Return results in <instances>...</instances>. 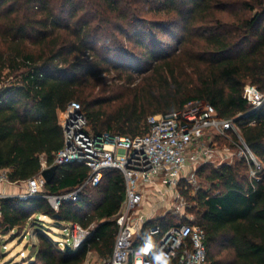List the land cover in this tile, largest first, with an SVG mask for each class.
<instances>
[{
	"label": "trees",
	"instance_id": "1",
	"mask_svg": "<svg viewBox=\"0 0 264 264\" xmlns=\"http://www.w3.org/2000/svg\"><path fill=\"white\" fill-rule=\"evenodd\" d=\"M175 24L182 33L170 47L160 36L173 37ZM134 73L140 77L129 89ZM247 83L264 91V0H0V174L22 182L42 161L52 164L71 100L94 133L130 137L147 132L149 115L203 101L219 117L235 119L260 168L250 179L244 158L201 165L196 176L208 188L193 196L183 191L197 206L191 222L205 233L208 264H264V103L252 109L243 94ZM88 174L79 163L59 165L44 192L71 191ZM124 199L121 171L106 169L97 186L57 210L45 197H3L0 232L24 234L32 223L38 241L27 264L108 258ZM36 216L91 234L78 248L61 247ZM177 223L163 215L144 227L164 231ZM217 244L230 249L231 260L215 257ZM2 247L0 240V259Z\"/></svg>",
	"mask_w": 264,
	"mask_h": 264
},
{
	"label": "built area",
	"instance_id": "2",
	"mask_svg": "<svg viewBox=\"0 0 264 264\" xmlns=\"http://www.w3.org/2000/svg\"><path fill=\"white\" fill-rule=\"evenodd\" d=\"M244 97L253 110L264 103V91L247 83ZM240 116V115H239ZM148 130L143 135L118 136L108 132L94 133L80 104L69 101L62 115L63 144L55 153L52 164L41 162L40 171L25 181L20 199L45 197L57 210L64 201H76L85 187H95L106 169L121 171L125 182V199L115 222L117 232L112 254L102 258L103 264H208L204 231L189 220L162 230L159 225H145L137 216V207L145 197L147 187L157 182L175 189L180 181L192 182L198 168L216 160L218 137L234 133L239 157L245 158L251 178H256L260 163L241 139L234 118H222L215 108L193 100L167 114L147 117ZM226 156L221 155L225 162ZM79 163L89 170L88 177L75 189L46 194L43 169L53 164ZM8 182L4 172L0 183ZM0 192L1 199L5 197ZM72 246L78 248L91 234L77 224L72 228Z\"/></svg>",
	"mask_w": 264,
	"mask_h": 264
},
{
	"label": "rangeland",
	"instance_id": "3",
	"mask_svg": "<svg viewBox=\"0 0 264 264\" xmlns=\"http://www.w3.org/2000/svg\"><path fill=\"white\" fill-rule=\"evenodd\" d=\"M173 29V37H167L161 35V39L165 42H168L170 47L176 46L177 38L181 35V28L179 24H175L171 27ZM115 72L111 71L109 74H103L106 78L112 76ZM134 82L129 85V89L139 80L140 74L134 73ZM180 81H185L184 76L180 77ZM131 94V93H130ZM115 104L107 109L108 112L112 111ZM237 140L233 139L231 134L229 137H223V139L217 140L216 145V160L211 164L213 166H218L221 163V155L226 156L225 162L233 163L242 157L238 155V147L234 145ZM245 159V158H244ZM246 161V159H245ZM247 163V161H246ZM247 177L251 178L250 170L247 173ZM8 182H1V184ZM17 184H15L16 186ZM205 189L208 188V184L203 182L200 177H197L192 182L180 181L175 189H168L166 186L157 182L155 186L147 187L145 192V197L141 204L137 207V216L143 217V221L153 220L160 216H166L172 218L173 221L178 222L179 220H194V210L197 208L194 202L188 200L183 191H188L189 196L195 195L196 190L199 187ZM19 194L25 190V185H20ZM154 208V209H153ZM153 211V212H152ZM35 217V216H30ZM38 222L43 225L47 230L49 229V234L51 237L57 241L61 247L65 244L72 246V228L73 225L70 224H61L60 227H57V220H54L47 216H36ZM28 232L19 233V235L12 236V232L7 234H1L0 240L3 244L4 256L0 259V264H27V261L31 259L33 254L35 243H37L36 234L32 228V223L27 227ZM73 247V246H72ZM212 252L215 254L217 259H221L223 263L228 262L232 259L230 249L225 247V245L217 244L212 249ZM83 264H103L102 259L96 255L89 256V258Z\"/></svg>",
	"mask_w": 264,
	"mask_h": 264
},
{
	"label": "crops",
	"instance_id": "4",
	"mask_svg": "<svg viewBox=\"0 0 264 264\" xmlns=\"http://www.w3.org/2000/svg\"><path fill=\"white\" fill-rule=\"evenodd\" d=\"M8 184H11V185H7L5 183H2L1 184L2 186L0 187V192L4 193L7 196H17L19 194V187L18 186L25 185L26 183H25V181H22V182H8ZM15 184H17V185L15 186Z\"/></svg>",
	"mask_w": 264,
	"mask_h": 264
},
{
	"label": "water",
	"instance_id": "5",
	"mask_svg": "<svg viewBox=\"0 0 264 264\" xmlns=\"http://www.w3.org/2000/svg\"><path fill=\"white\" fill-rule=\"evenodd\" d=\"M58 166L59 165H57V164H53V165L49 166L48 168H45L42 170L41 174L47 183L53 179Z\"/></svg>",
	"mask_w": 264,
	"mask_h": 264
}]
</instances>
